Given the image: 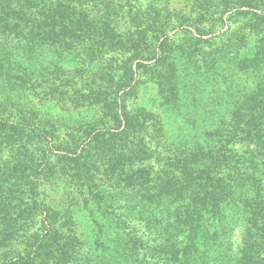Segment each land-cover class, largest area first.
<instances>
[{
	"label": "trees",
	"instance_id": "trees-1",
	"mask_svg": "<svg viewBox=\"0 0 264 264\" xmlns=\"http://www.w3.org/2000/svg\"><path fill=\"white\" fill-rule=\"evenodd\" d=\"M157 6L0 0V264H264V46L214 58L206 78L223 111L198 133L183 115L196 130L168 141L128 108L144 54L164 102L195 100L193 85L177 86L167 40L139 43L142 20L163 24ZM51 51L96 61L71 74L89 100L73 97L86 114L65 135L67 92L56 112L32 99L56 66Z\"/></svg>",
	"mask_w": 264,
	"mask_h": 264
},
{
	"label": "rangeland",
	"instance_id": "rangeland-1",
	"mask_svg": "<svg viewBox=\"0 0 264 264\" xmlns=\"http://www.w3.org/2000/svg\"><path fill=\"white\" fill-rule=\"evenodd\" d=\"M140 1L142 4L150 2V0ZM155 1L158 3L156 16L163 24H157L153 31H148L147 22L142 20V40L140 39L139 43L142 44V48H149L153 45L158 46L167 40L166 47H163L173 51L175 66L180 70L183 69L182 75L177 80V86L190 90L191 85H193V93H196L195 100H187L188 104L183 109L173 107L172 103L167 100L164 102L163 97L160 96L162 95L161 86L153 77L154 59H148V55L144 54L142 59L133 61V68L137 72L138 86L135 95L129 100L128 108L132 112H141V121L142 110H144V115L150 120V129L155 131V129L163 126L165 137H168V141H170L187 131L194 132L196 130L181 124L180 118L183 115L186 114L189 118L188 123H191L190 120L198 119L194 126L198 129L196 130L198 133L203 127L209 126V116L213 112L221 114L223 111V104L218 101L221 96L220 92L217 90L209 92V87L213 84L211 79L206 78V76L213 74L208 71L210 63L216 58V61L222 66V61H231L230 58L239 55L240 51L248 50L251 52L255 48H263L264 16H260L261 10L257 8V5L263 1ZM51 53L56 58L54 61L56 66L53 71L48 72L43 87L38 88V95L32 96V99L42 109L48 108L52 112H56L60 109L56 102H62L60 100L66 97L63 92H67L69 97L64 98V103H61L64 107H62L63 114L60 115V118H70L65 119L67 127L62 128L61 131V134L65 135L64 132L75 131V127L78 126V122L73 123L74 118L78 119L86 114L84 108L79 111L73 108L74 104L78 102L73 97L79 96L80 100L86 102L89 100V98L83 97L84 90L80 94L76 93L75 90L79 88V83L71 84V74L80 69L79 75H86L88 72L84 70L88 67L86 64H89L92 69L96 61L93 60L92 56L86 58L82 56L81 58L77 51L66 54H55L51 51L49 54ZM49 57L46 58L49 59ZM116 58L118 60V57L110 58L108 56L104 59L114 66L117 63ZM77 67L79 69H75ZM180 70L178 71L180 72ZM198 86L199 90L196 89ZM57 91L61 94V99H59ZM187 95L186 93L185 96ZM66 107L70 108V113H66Z\"/></svg>",
	"mask_w": 264,
	"mask_h": 264
}]
</instances>
